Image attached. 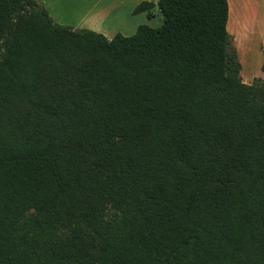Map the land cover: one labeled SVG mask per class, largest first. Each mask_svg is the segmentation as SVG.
<instances>
[{"label": "trees", "instance_id": "16d2710c", "mask_svg": "<svg viewBox=\"0 0 264 264\" xmlns=\"http://www.w3.org/2000/svg\"><path fill=\"white\" fill-rule=\"evenodd\" d=\"M156 6L107 38L0 0V264H264V80L228 0Z\"/></svg>", "mask_w": 264, "mask_h": 264}, {"label": "rangeland", "instance_id": "374dc122", "mask_svg": "<svg viewBox=\"0 0 264 264\" xmlns=\"http://www.w3.org/2000/svg\"><path fill=\"white\" fill-rule=\"evenodd\" d=\"M46 3L49 11L56 22L70 27L77 26L80 21L79 17L83 14L86 6L93 0H37ZM229 1V18L227 30L231 35V45L235 48L239 61L241 63L240 76L243 81L250 83L253 78L264 80V0H228ZM101 3L110 5L117 9L121 14L124 22H132L124 11L129 0H100ZM81 3V4H80ZM247 3L249 6H247ZM46 7V6H45ZM245 7L253 9L254 20L250 21L248 12ZM156 18H150L154 21L151 26L157 27L162 23V16L156 8ZM154 12V13H155ZM112 22L120 23L121 18H115ZM118 19V20H117ZM78 28V27H77Z\"/></svg>", "mask_w": 264, "mask_h": 264}, {"label": "crops", "instance_id": "0c3cea01", "mask_svg": "<svg viewBox=\"0 0 264 264\" xmlns=\"http://www.w3.org/2000/svg\"><path fill=\"white\" fill-rule=\"evenodd\" d=\"M141 1L143 0H129L124 13L128 17L132 18V22L126 23L123 21L121 14H119V16L116 15V17L115 15H113L114 11L115 13L118 12L117 9L114 8L116 5H114V7H111L110 5L101 3L100 0H93L89 5L86 6L85 10H83V14L79 17L80 21L77 23V26H74L73 28H87L102 33L107 38H112L116 33H121L125 36L132 35L136 31L138 25L148 24L149 26H151L154 20H151L150 18H156L157 16V13L155 12L157 8V0H146L153 1L155 3L154 7L151 10V17L147 16V11L133 13V8ZM40 6L44 7L51 16V18L56 22L55 18H53L51 12L49 11L47 4H43V2H41ZM247 6H249L248 3ZM245 9L246 12H248L250 21H253V9H251V7H245ZM114 17L118 19L121 18L120 23L118 22L117 24H115L114 22H112L114 20Z\"/></svg>", "mask_w": 264, "mask_h": 264}]
</instances>
